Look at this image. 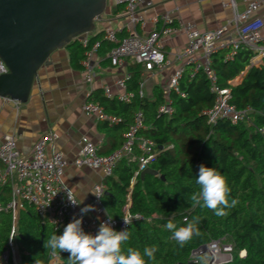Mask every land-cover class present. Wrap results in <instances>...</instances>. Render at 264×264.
Returning a JSON list of instances; mask_svg holds the SVG:
<instances>
[{"label": "trees", "instance_id": "1", "mask_svg": "<svg viewBox=\"0 0 264 264\" xmlns=\"http://www.w3.org/2000/svg\"><path fill=\"white\" fill-rule=\"evenodd\" d=\"M99 39V52H109L111 44ZM67 46L72 59H83L84 49L79 44ZM226 53L213 54L211 67L218 86L230 88L229 105L236 110H249L247 119L237 124L224 118L207 123L205 111L213 106L214 96L204 74H192L190 67L184 69L178 80L179 93L169 94L172 113L168 116L158 113L164 104L161 92L153 100L138 96L141 67L135 64L127 67V90L134 93L129 104L104 97L91 100L119 119L116 124H103L112 139L109 153L120 148L121 134L127 132L138 111L143 114L145 126L139 136L150 140L159 150L146 168L150 173L141 175L142 171L135 175L137 165L124 158L117 162L113 175L103 181L102 203L108 216L121 220L129 199L128 214L140 217L131 219L125 227L129 239L122 244V250L126 252L130 247L143 253L146 247H157L154 259L145 257L146 264H190L192 250L221 238L233 248L228 264H264V58L256 67L250 66L253 54L245 48L232 60L225 59ZM240 74L239 83L230 86L229 82ZM201 164L219 171L231 189L229 203L237 200L234 207L224 209V216L190 200L199 190L195 180ZM9 199L7 187L0 192V205L5 206ZM185 217L189 221L198 218L199 231L181 245L172 239V231L165 225L171 220L177 227L186 226ZM10 227V214L0 212V257L6 250ZM53 234L60 235L25 204L19 212L14 239L17 264H49L54 257L59 260L55 264H69L68 252L57 251L53 255L51 249L44 248L45 240ZM240 251H245L243 258L238 257Z\"/></svg>", "mask_w": 264, "mask_h": 264}, {"label": "built area", "instance_id": "2", "mask_svg": "<svg viewBox=\"0 0 264 264\" xmlns=\"http://www.w3.org/2000/svg\"><path fill=\"white\" fill-rule=\"evenodd\" d=\"M118 5L124 6L125 15L131 24H136L135 10L142 3L146 7L151 2L145 0H115ZM233 10L232 20L213 31L199 32L191 23H179L178 31L186 38V45L181 52L180 58L184 66H189L192 74L201 72L208 82L209 92L214 96V103L211 109L205 111L207 123L212 124L218 118H224L231 124L247 119L249 110H236L230 106V88H220L217 84V76L211 67V56L218 51H226L225 59L232 60L233 56L242 48L249 50L253 57L250 66H259L264 58V15L259 16L260 8L264 6V0H249L241 13L235 11L233 2L224 4ZM172 24L169 16L163 17V27L159 31H151L145 37H140L133 30L128 36L119 39L116 32L110 28L104 30V41L111 44L108 52V59L112 67H121L126 60L143 66L147 72L161 69L167 65L164 52L162 51L160 38L170 33L168 25ZM81 35L75 39L86 49L82 62L84 80L87 84L93 81L92 58L99 42H95L88 48L86 39ZM179 68L170 78L167 89L164 91L165 102L159 107L158 113L170 115L172 113L169 101L170 92L179 93L178 80L184 71ZM7 68L0 60V76L7 74ZM130 79L129 73L125 72L122 78L117 80L116 85L125 89L126 82ZM230 86H234L229 82ZM107 91V90H106ZM141 90L138 96L142 97ZM134 98L132 93H124L119 97L122 102L129 103ZM82 112L94 116L98 121L116 124L119 119L107 115L102 107L91 102H85L81 106ZM143 114L138 111L134 114L131 125L123 136L120 148L108 155H99L93 143L82 138L79 142L77 157L72 165L75 168H88L93 171H100L103 177L109 178L121 159H127L137 165L135 175L144 171L154 162L159 150L154 149V144L141 136L139 132L144 129ZM55 135L52 132L43 134L33 145L29 157L20 154L12 137L6 136L0 144V192L8 187L9 202L5 206L0 205V212H7L11 215L12 224L8 236L6 250L1 260L6 257L15 262L16 219L18 211L24 209L25 204L30 206L42 223L47 224L60 235L64 227L74 218L81 217V210L73 193L63 183V175L68 166L63 154L52 149L51 154H45V148L53 143ZM138 151L135 154L134 151ZM105 187L102 184L93 186L94 196L89 205H93L95 211L83 215L82 228L85 232L95 235L103 222L110 223L115 231H123L127 226L123 218L119 221H109L102 203V195ZM56 194V195H55ZM55 195V196H54ZM75 204H72L71 201ZM128 199L124 207V216L129 219H140L139 216H130ZM184 221V219H183ZM66 252V251H64ZM232 246L224 238L208 242L190 252V261L200 264H228L232 261ZM245 256V251L238 253L239 258ZM58 260L57 257L53 258ZM201 260V262H200ZM5 261V260H4ZM59 261V260H58ZM7 261H5L6 263ZM0 264H2L0 262Z\"/></svg>", "mask_w": 264, "mask_h": 264}, {"label": "crops", "instance_id": "3", "mask_svg": "<svg viewBox=\"0 0 264 264\" xmlns=\"http://www.w3.org/2000/svg\"><path fill=\"white\" fill-rule=\"evenodd\" d=\"M145 1L151 2V6L146 7L143 3L138 6L135 10L137 22L131 24L125 15L124 6L116 4L115 0H107L101 20L95 22L92 32L81 38L86 39L88 48H91L95 42H99L100 45L99 38L104 40L106 28L114 30L119 39L128 36L133 30L140 37H145L151 31L161 30L163 17L169 16L172 19V24L167 26L170 33L160 38L167 65L153 72H147L139 65L141 68L138 76V92L141 90L142 97L153 100L156 93L161 92L165 102L164 91L170 78L179 68L189 67L184 66L180 58L186 45V38L178 31L179 23H191L201 33L213 31L232 20L233 10L225 7L224 4L233 2L235 11L241 13L249 0ZM258 15H264V6L260 8ZM96 36L99 38L92 41ZM74 42L80 45L77 39ZM85 52L86 49L83 52V59ZM83 59L78 62L72 59L71 49L66 45L50 55L48 65L38 69L25 103H12L8 99L0 98V144L4 137L10 136L17 151L29 157L35 142L43 134L52 132L55 140L46 146L45 154L49 156L52 149L63 154L68 163L63 175V183L75 196L80 210L89 205L93 199V186L95 184L104 186L103 181L106 178L100 171L75 168L72 165L77 157L79 142L82 138L88 139L96 147L97 153L101 152L104 155L110 154L112 145V139L108 137L109 134L103 126L104 122L82 112L81 106L88 100L92 103L91 100L95 98L104 97L120 101L119 97L124 93L134 95L127 90V82L124 90L116 85L117 80L122 78L125 72L128 73L127 67L134 64L133 62L126 60L121 67H112L108 59V51L99 52L98 47L92 58L94 78L90 84H87L84 80ZM242 74L231 81L233 85L239 83ZM123 136L122 133L121 142ZM134 152L138 154V151ZM58 262L52 259L49 264Z\"/></svg>", "mask_w": 264, "mask_h": 264}, {"label": "water", "instance_id": "4", "mask_svg": "<svg viewBox=\"0 0 264 264\" xmlns=\"http://www.w3.org/2000/svg\"><path fill=\"white\" fill-rule=\"evenodd\" d=\"M106 2L0 0V60L8 71L0 76V98L25 103L38 69L49 64L54 51L92 32Z\"/></svg>", "mask_w": 264, "mask_h": 264}, {"label": "clouds", "instance_id": "5", "mask_svg": "<svg viewBox=\"0 0 264 264\" xmlns=\"http://www.w3.org/2000/svg\"><path fill=\"white\" fill-rule=\"evenodd\" d=\"M195 183L199 186V190L190 196V200L213 210L215 215L224 216L225 208L236 205L237 200L235 199L229 203L228 196L231 189L226 178L214 167L201 164ZM71 203L75 204L72 201ZM90 211H95L93 205L81 208V217L69 222L61 235L53 234L47 238L44 248L51 249L53 255L57 251L68 252L70 254L69 264H146L145 257L155 258L156 246L146 247L143 253L130 247L126 252L122 250V244L129 239V232L128 230L115 231L108 222L101 223L95 235L85 232L82 228L83 215ZM108 219L111 221L112 217L108 216ZM123 220L126 225H130L127 217H123ZM184 222L186 226L182 227H177L171 220L165 225L168 230L172 231V239L181 245L199 231L198 218L189 221L185 217Z\"/></svg>", "mask_w": 264, "mask_h": 264}, {"label": "rangeland", "instance_id": "6", "mask_svg": "<svg viewBox=\"0 0 264 264\" xmlns=\"http://www.w3.org/2000/svg\"><path fill=\"white\" fill-rule=\"evenodd\" d=\"M14 252H15V262H17V255H16V249H14ZM11 258H9V257H6L4 260L5 261H7L6 263H5V261L4 260H1L0 259V262L2 263V264H9V262H11L12 263V260H10ZM200 262H201V260H200ZM13 264V263H12Z\"/></svg>", "mask_w": 264, "mask_h": 264}]
</instances>
